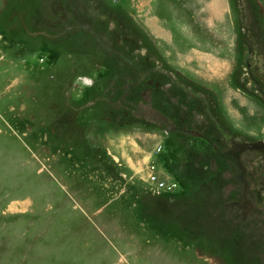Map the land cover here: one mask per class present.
Returning <instances> with one entry per match:
<instances>
[{
    "label": "rangeland",
    "instance_id": "1",
    "mask_svg": "<svg viewBox=\"0 0 264 264\" xmlns=\"http://www.w3.org/2000/svg\"><path fill=\"white\" fill-rule=\"evenodd\" d=\"M222 134L264 140V0H0V264H264Z\"/></svg>",
    "mask_w": 264,
    "mask_h": 264
},
{
    "label": "flooded vegetation",
    "instance_id": "2",
    "mask_svg": "<svg viewBox=\"0 0 264 264\" xmlns=\"http://www.w3.org/2000/svg\"><path fill=\"white\" fill-rule=\"evenodd\" d=\"M200 134H202V132ZM198 137H200V136H198ZM201 137L203 138V134L201 135ZM203 140L206 141L205 138H203ZM228 141L231 144H233L232 148L229 150V152L233 153V155H232L233 156V162L235 163V168H233V170H232L234 173L232 181L235 183L234 185H235L236 190L239 188L243 189V187H241L242 182H241V178H240L242 176L241 166L243 165L245 167L246 162L244 161L242 155L244 152L246 154V153H248L246 151H249V152H256L257 154H261V156L263 158V156H264V140L262 139L260 141L252 142V143L247 144L246 146L242 145V144L237 145L236 148L233 147L234 146L233 142H235V140L233 138H231V140H228ZM223 154H226V152L221 153V155H223ZM247 172H249V169H247L246 173H244L243 175H248L249 173H247ZM247 181H249V178L247 179ZM244 185L249 190V193L253 198V203H255L256 206L258 204L261 205V203H264V197H262L261 199L257 198L256 197L257 194L255 193L253 187L251 188V185L248 182ZM247 197H249V196H247ZM248 201H250V200H245L246 203H248Z\"/></svg>",
    "mask_w": 264,
    "mask_h": 264
},
{
    "label": "trees",
    "instance_id": "3",
    "mask_svg": "<svg viewBox=\"0 0 264 264\" xmlns=\"http://www.w3.org/2000/svg\"><path fill=\"white\" fill-rule=\"evenodd\" d=\"M220 195H221V193H220ZM233 202H231L230 204H232ZM228 219H232V215H229V214H227L226 216H225V221H227V223H230L229 221H228ZM237 224V223H236ZM242 229H243V231L248 235V236H251L252 234H249L250 233V231H251V228L250 227H246V226H244V227H242ZM252 237V236H251Z\"/></svg>",
    "mask_w": 264,
    "mask_h": 264
},
{
    "label": "crops",
    "instance_id": "4",
    "mask_svg": "<svg viewBox=\"0 0 264 264\" xmlns=\"http://www.w3.org/2000/svg\"><path fill=\"white\" fill-rule=\"evenodd\" d=\"M154 24H155V23H154ZM156 27H157V26H156ZM158 28H159L160 30H162L164 27H163V25H162V27H158ZM151 29H152V28H151ZM152 30H153V29H152ZM153 35H155L157 38H161V37L163 38V37H164V39H167V36H168L167 33H166V36H165V33H164L163 31H162V34H160V36H157L156 33H154V32H153ZM169 39H171V38L169 37Z\"/></svg>",
    "mask_w": 264,
    "mask_h": 264
},
{
    "label": "built area",
    "instance_id": "5",
    "mask_svg": "<svg viewBox=\"0 0 264 264\" xmlns=\"http://www.w3.org/2000/svg\"><path fill=\"white\" fill-rule=\"evenodd\" d=\"M157 185H158V183H157ZM163 186H164L163 183H159L160 188H162Z\"/></svg>",
    "mask_w": 264,
    "mask_h": 264
}]
</instances>
